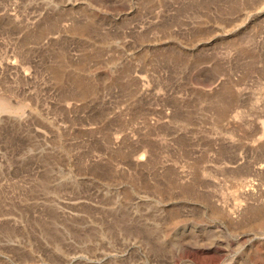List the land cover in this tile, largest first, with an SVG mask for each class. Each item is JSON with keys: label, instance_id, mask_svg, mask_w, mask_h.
Returning a JSON list of instances; mask_svg holds the SVG:
<instances>
[{"label": "rangeland", "instance_id": "obj_1", "mask_svg": "<svg viewBox=\"0 0 264 264\" xmlns=\"http://www.w3.org/2000/svg\"><path fill=\"white\" fill-rule=\"evenodd\" d=\"M0 264H264V0H0Z\"/></svg>", "mask_w": 264, "mask_h": 264}, {"label": "bare ground", "instance_id": "obj_2", "mask_svg": "<svg viewBox=\"0 0 264 264\" xmlns=\"http://www.w3.org/2000/svg\"><path fill=\"white\" fill-rule=\"evenodd\" d=\"M204 1H205V0H204ZM81 25H82V24H81ZM88 28H89V27H88ZM221 101H222V100H221ZM219 102H220V101H219ZM221 103H222V102H221ZM227 107H228V106H227ZM227 107H226V108H227ZM218 108H219V107H218ZM223 108H225V107L223 106ZM225 110H226V109H225ZM225 110H224V112H225ZM222 112H223V111H222ZM222 112H221V113H222ZM222 115H223V113H222ZM254 214H255V213H254ZM255 215H256V214H255Z\"/></svg>", "mask_w": 264, "mask_h": 264}]
</instances>
